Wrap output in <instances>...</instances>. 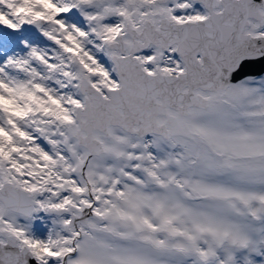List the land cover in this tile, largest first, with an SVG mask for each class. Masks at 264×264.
Instances as JSON below:
<instances>
[{
    "label": "rangeland",
    "instance_id": "1",
    "mask_svg": "<svg viewBox=\"0 0 264 264\" xmlns=\"http://www.w3.org/2000/svg\"><path fill=\"white\" fill-rule=\"evenodd\" d=\"M159 12L173 22L205 14L189 0H0V38L2 33L12 46L7 53L0 49V158L8 155L2 168L32 165L30 150L39 138L47 148L38 155L49 160L39 170L56 167L58 157L72 166L61 144L68 137L71 109L81 105L78 77L96 88L115 87L109 56L117 51L107 46L115 40L113 32L118 29L128 42L125 23L138 28L145 18L155 24ZM261 12L263 24L248 20L244 33L264 35ZM153 50L160 52L149 46L138 54L147 68ZM162 55L166 64L172 61ZM194 91L207 106L192 108L183 118L190 137L163 141L151 135L142 141L146 165L160 182L153 200L158 219L150 213V220H125L114 211L121 221L104 223L117 236L82 234L69 264H264V212L257 210L258 200L264 208V76L231 83L219 96ZM112 142L103 141L104 153L86 165H96L105 178L127 165L123 157L129 149L116 151L118 159L107 154ZM67 144L81 156L70 138ZM20 153L23 161L16 160ZM134 203H142L141 196ZM164 228L168 240L157 230Z\"/></svg>",
    "mask_w": 264,
    "mask_h": 264
},
{
    "label": "water",
    "instance_id": "2",
    "mask_svg": "<svg viewBox=\"0 0 264 264\" xmlns=\"http://www.w3.org/2000/svg\"><path fill=\"white\" fill-rule=\"evenodd\" d=\"M208 11V17L196 23L171 24L158 15V26L144 20L139 33L126 27L131 43L125 56H111L120 86L104 90L107 99L100 98L84 79H80L79 90L86 92L83 108L76 109L78 128L84 135L74 133L76 142L88 149V154H97L100 148L89 136L94 127L104 130L107 124H115L123 129L142 133H155L163 137L171 134L187 135L185 126L164 111V101L175 109L178 115L187 113L189 105L205 107V100L192 94V89L200 87L214 92L223 89L230 80L244 75L264 71V37L252 38L241 34L247 17H254L258 24L261 15L257 8L264 7L262 0H198ZM222 6L219 13L211 9ZM110 44L123 52L125 44L120 41ZM148 43L159 44L166 49L171 43L172 50L183 61L184 71L177 76L147 75L138 66L131 54ZM198 53L199 63L195 59ZM186 86V91L181 88ZM157 97L159 102H155ZM180 103V105H179ZM164 116V122L155 123V114ZM82 116V120L79 117ZM132 124L136 129H132ZM168 127V129H167ZM96 145L94 148L93 145ZM14 207V204H12Z\"/></svg>",
    "mask_w": 264,
    "mask_h": 264
},
{
    "label": "flooded vegetation",
    "instance_id": "3",
    "mask_svg": "<svg viewBox=\"0 0 264 264\" xmlns=\"http://www.w3.org/2000/svg\"><path fill=\"white\" fill-rule=\"evenodd\" d=\"M108 134V138H104L98 132H92L102 149L103 140H118L110 144L111 149L116 150L128 148L133 140H139L135 135L114 127L108 129ZM61 147L67 148V141ZM141 147L142 142L136 145L135 152ZM41 150L45 152V144ZM21 153L15 156L16 160L23 161ZM40 153L32 154L30 159L33 163L28 168L13 164L6 170L0 166V189L3 187L0 195L15 198L23 210L29 202L28 213L23 214L6 209L0 201V244L9 250L19 252L21 247H25L36 264H69L74 257L71 256V245H75L82 234L117 236L104 223L107 220L116 224L121 221L119 214L113 215L114 211H121L125 220L139 216L149 220L152 206L155 217L159 215L153 202L157 190L149 180L150 170L142 154L136 158L126 156L127 166L123 170L112 171L118 180L109 185L108 178L98 174L101 171L96 169V165H92V169L86 166L94 157L84 155L78 158L74 153L72 160H77L75 165H64L65 160L58 157L56 167L52 165L39 170L40 165L49 163L47 157H39ZM109 153L117 158L114 150H109ZM95 180L100 186L95 185ZM131 190L138 194L131 193ZM139 196L142 203H134ZM11 238L15 244L10 242ZM14 258L16 264H22L21 255Z\"/></svg>",
    "mask_w": 264,
    "mask_h": 264
},
{
    "label": "bare ground",
    "instance_id": "4",
    "mask_svg": "<svg viewBox=\"0 0 264 264\" xmlns=\"http://www.w3.org/2000/svg\"><path fill=\"white\" fill-rule=\"evenodd\" d=\"M205 12V11H204Z\"/></svg>",
    "mask_w": 264,
    "mask_h": 264
}]
</instances>
